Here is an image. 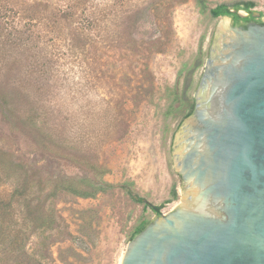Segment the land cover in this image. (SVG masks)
I'll list each match as a JSON object with an SVG mask.
<instances>
[{
	"label": "rangeland",
	"instance_id": "obj_1",
	"mask_svg": "<svg viewBox=\"0 0 264 264\" xmlns=\"http://www.w3.org/2000/svg\"><path fill=\"white\" fill-rule=\"evenodd\" d=\"M65 1L2 0L0 199L22 186L26 192L11 210L25 249L0 246V264H120L134 227L156 218L127 188L153 205L175 188L163 215L179 201L173 142L187 107L171 104L168 90L194 99L220 21L207 10L252 1L264 21V0H206L203 14L194 0H80L75 16L58 15L60 28L45 21L23 27V14H13L36 4L44 15ZM89 15L99 16V26L88 24ZM10 115L36 123L33 135ZM66 158L105 167L114 188L93 199L46 200L53 179L87 175Z\"/></svg>",
	"mask_w": 264,
	"mask_h": 264
},
{
	"label": "water",
	"instance_id": "obj_2",
	"mask_svg": "<svg viewBox=\"0 0 264 264\" xmlns=\"http://www.w3.org/2000/svg\"><path fill=\"white\" fill-rule=\"evenodd\" d=\"M219 19L193 113L174 136L179 201L120 264H264V23Z\"/></svg>",
	"mask_w": 264,
	"mask_h": 264
},
{
	"label": "trees",
	"instance_id": "obj_3",
	"mask_svg": "<svg viewBox=\"0 0 264 264\" xmlns=\"http://www.w3.org/2000/svg\"><path fill=\"white\" fill-rule=\"evenodd\" d=\"M195 6L198 8L199 12L201 14L205 13V11L208 9L206 6V0H194ZM83 3H80V0H67L65 1L63 9L60 8L52 10H44V15H42L41 11L38 9V5L36 4H29L25 5L23 8L14 9L13 14H18L19 12L23 14L22 24L23 27L26 25H30L33 22L40 23V21H45L50 26H55L56 28H60L63 20H58V15L61 13H64V19L68 17H73L77 13L75 12L74 8H79ZM2 0H0V9L2 8ZM48 8V6H47ZM255 3L252 1H236L230 4L227 3H220L215 5L212 8H209L208 14L213 19H218L221 17H229L232 20V23L234 26H240L245 27L246 24L250 21L256 20L259 22V19H256L254 17V11ZM57 11V12H55ZM67 11V12H65ZM243 11L247 14V16L241 17L239 15V12ZM83 14V12H81ZM109 14V13H108ZM106 14V16H108ZM110 16H113V13H110ZM85 17V16H83ZM99 16L95 15H89L86 16L88 24L91 26H99ZM259 18L262 17V14L259 13ZM81 20H84V18L81 17ZM16 25V24H15ZM18 27V25H16ZM15 27V28H16ZM1 28V26H0ZM15 30V29H14ZM14 40L22 41L21 38H15ZM9 41L12 42V36H9ZM14 42V41H13ZM16 43V42H15ZM13 43V44H15ZM4 45V42L2 43ZM168 98L171 97V104L173 103H179L180 107H185L187 112L184 116V118H187L193 113L194 110V99H191L188 102H185L180 95L175 90H168ZM175 109H178L176 107ZM9 122H12L15 124V128L20 130V132H23L24 134H30L33 135L35 124L32 120L25 119L23 117H12L10 115ZM30 123V124H29ZM32 124V127H31ZM33 141L36 140V138H32ZM37 143H42V141ZM66 160L74 164L76 166H79L80 168L84 169L86 171L87 175L78 176V177H66V176H60L52 180L51 183V189L50 191L44 195L45 199L48 200V198H54L60 194L69 195L75 198H81V199H93L100 193H105L111 188H114L113 185L107 183L104 181L103 177L109 172L108 169L105 167L99 166L97 164H88L86 167L84 165H79L78 161L77 163L74 162L71 158H66ZM123 188H126V185H122ZM26 187L22 186L21 188L15 189L10 195L9 198L6 200L0 199V246L8 244L12 248L18 251H23L25 249L24 245V237L20 236L18 232L15 230V227L11 221V215H12V204L14 200H19L22 197L25 196ZM126 193L130 196V198L136 202L137 204H142L144 209L149 208L151 212L156 216H161V209L168 203L173 202L177 199V193L175 188H172L170 191V198L163 202L160 205H153L148 202H146L142 197H139L137 194L132 193V191L127 188ZM51 221H45L44 223V229L52 230L53 227L50 223ZM149 221H141L137 226L134 227L133 231L130 234L129 240L131 241L136 235H138L147 225ZM36 254L35 252L33 253ZM43 260H46L45 257H42ZM39 264H44L43 262H39Z\"/></svg>",
	"mask_w": 264,
	"mask_h": 264
},
{
	"label": "flooded vegetation",
	"instance_id": "obj_4",
	"mask_svg": "<svg viewBox=\"0 0 264 264\" xmlns=\"http://www.w3.org/2000/svg\"><path fill=\"white\" fill-rule=\"evenodd\" d=\"M256 19H259V22H257L256 20H254V21H250V22H248L247 24H246V26L248 25V24H250V23H256V24H262V23H264L263 21H261V19L257 16V17H255ZM245 26V27H246Z\"/></svg>",
	"mask_w": 264,
	"mask_h": 264
},
{
	"label": "bare ground",
	"instance_id": "obj_5",
	"mask_svg": "<svg viewBox=\"0 0 264 264\" xmlns=\"http://www.w3.org/2000/svg\"><path fill=\"white\" fill-rule=\"evenodd\" d=\"M226 23L225 21H222L220 24Z\"/></svg>",
	"mask_w": 264,
	"mask_h": 264
}]
</instances>
